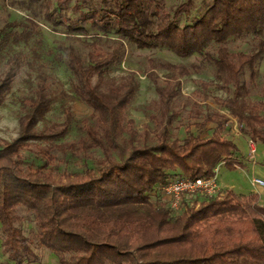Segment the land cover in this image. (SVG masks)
Returning a JSON list of instances; mask_svg holds the SVG:
<instances>
[{
  "label": "trees",
  "instance_id": "obj_1",
  "mask_svg": "<svg viewBox=\"0 0 264 264\" xmlns=\"http://www.w3.org/2000/svg\"><path fill=\"white\" fill-rule=\"evenodd\" d=\"M100 3V9L92 8L91 0H57L55 9L49 0L41 3L43 16L66 37L90 39L85 58L71 47L63 49L73 77L70 91L46 72L37 48L29 56L18 51L1 57L38 33L34 18L0 28V105L18 83L29 89L17 99V137L0 141L3 253L14 264L37 262L35 244L54 254L57 264H264V204L257 194L225 190L197 209L174 215L153 193L178 175L213 176L222 162L229 170L242 169L237 146L221 133L229 118L264 146V75L257 88L260 99L251 100L254 65L264 56V0H212L196 11L194 0L168 10L156 0ZM87 26L97 33L88 34ZM249 34L255 38L250 51L229 50L230 40ZM126 44L166 48L179 58L201 56L213 66L216 88L226 93L219 105L227 115L202 110L200 102L182 95L181 79L194 66L149 59L145 76L156 99L147 109L154 129L138 134L127 114L138 80L132 72L109 75ZM159 69L166 71L162 80L155 73ZM75 100L92 114L77 125V141L59 145L74 123ZM56 105L63 119L47 124ZM182 113L199 121L184 123ZM208 123L215 125L208 137L190 131ZM181 128L184 138L177 136ZM53 149L64 159L89 157L90 150H99L101 157L96 169L58 174ZM24 150L40 163L26 166ZM19 209L32 214L35 239L18 226Z\"/></svg>",
  "mask_w": 264,
  "mask_h": 264
},
{
  "label": "rangeland",
  "instance_id": "obj_2",
  "mask_svg": "<svg viewBox=\"0 0 264 264\" xmlns=\"http://www.w3.org/2000/svg\"><path fill=\"white\" fill-rule=\"evenodd\" d=\"M44 0H0V28L6 23H14L24 21L26 18L35 19L38 24V33L27 43H21L19 45H13L11 48L6 49L1 57H6L13 52L21 51L26 55H30V51L33 48H37L41 53V61L45 66V70L48 74H51L56 80L62 85L64 90L70 91L73 77L69 73L65 65L64 48L71 47L75 51L81 54L83 58L88 51L84 45L85 41H89L88 38L75 39L65 36L60 32V27H53V24L43 16L44 7L41 3ZM51 2V8H56L57 0H49ZM101 0H91V7L94 9H100L103 7L100 3ZM163 4L165 9L173 8L184 0H156ZM212 0H194L195 10H203L211 4ZM72 3L70 4V6ZM41 8V9H40ZM42 11V12H40ZM35 13L38 16H35ZM70 15V11H67ZM182 22V21H181ZM88 34L92 35L97 33L92 27L87 26ZM112 36V34H110ZM36 40H41L40 44ZM255 43V38L252 34L246 35L242 38L232 39L228 42V48L231 52H248ZM155 59L157 61L168 62L171 64H183L185 66H194L195 69H191L192 74L190 76L183 77L181 79V93L184 96H189L193 100L200 102L202 110H206L208 107L212 111H220L227 115V111L220 107L219 101L226 97V93L218 90L213 81V66L205 62L201 56L192 55L188 58H179L174 55L171 51L166 48H144L140 49L136 45H125V50L119 61L113 63L109 68V75L112 77H119L129 72L134 73L136 76L139 86L138 91L128 105L127 114L130 119L133 120V125L138 134H141L144 130L153 132V125L148 119L150 111L147 106L150 102L156 99L153 85L146 78L145 74L148 71V60ZM1 66V65H0ZM256 70V85H251V100H259L258 86L261 83L262 75H264V56L257 60L254 65ZM156 75L159 79H163L166 74L164 70H156ZM202 83L206 84V87ZM29 89L23 83L15 85L10 94L6 96L2 104L0 105V141L9 142L17 137L18 133V118L21 115V110L18 104V97L23 93H26ZM202 100H205L203 102ZM71 113L74 117V123L70 128L68 134L57 144H67L75 142L80 137V132L77 129V125L83 119H89L92 114V110L83 102L75 100L71 103ZM181 120L184 123H194L199 121L196 118H186L185 113L181 114ZM63 119L62 114L58 105L47 115L46 123L61 122ZM42 124L39 126L41 127ZM215 129V125L208 123L204 128L198 130L194 126L190 127V131L194 134L199 133L203 137H208L211 132ZM222 135L232 142L238 144L240 151L239 157L243 164V168L235 170H229L221 163L218 165L217 177L218 183L221 187V193L225 190L233 191L235 194L248 195L249 192L254 191L251 186L249 179L254 177V170L264 172V146L254 144L255 155L248 163V146L249 140L243 133H241L240 126L237 125L236 121L229 118L225 130ZM179 138H184L186 132L183 128L177 132ZM244 138V139H243ZM246 140V142H245ZM51 154H55L58 161L56 163V173H82L86 168L96 169V160L101 157L99 150H90L89 157H84L82 153L79 156H68L64 159L60 152L53 149ZM26 166H36L40 162L31 153L26 150L22 152ZM245 162V164H244ZM57 174V175H58ZM151 198L154 197L150 194ZM208 199H202L198 203H194L189 206L187 211L190 209H197L202 203H206ZM262 203V202H261ZM264 204V203H262ZM18 215L20 218L19 227L22 229L24 235L35 239L36 230L34 227L33 216L25 209H19ZM180 215V214H179ZM2 239L3 235L0 230V264H14L2 251ZM33 254L37 257V262L24 263V264H57V258L50 251L37 246L36 244L32 247Z\"/></svg>",
  "mask_w": 264,
  "mask_h": 264
},
{
  "label": "built area",
  "instance_id": "obj_3",
  "mask_svg": "<svg viewBox=\"0 0 264 264\" xmlns=\"http://www.w3.org/2000/svg\"><path fill=\"white\" fill-rule=\"evenodd\" d=\"M248 151V156L252 159L255 155V148L251 140H249ZM221 164L224 165L223 162ZM217 170L218 166L215 168V174L209 177L175 176L164 184L156 186L153 193L166 203L172 214L177 215L186 211L195 202L198 203L202 199L219 198L222 195ZM250 184L253 188L264 189V178L252 177Z\"/></svg>",
  "mask_w": 264,
  "mask_h": 264
},
{
  "label": "crops",
  "instance_id": "obj_4",
  "mask_svg": "<svg viewBox=\"0 0 264 264\" xmlns=\"http://www.w3.org/2000/svg\"><path fill=\"white\" fill-rule=\"evenodd\" d=\"M244 139V138H243ZM245 142H246V140H245ZM235 143V145L237 146V148H238V144L236 143V142H234ZM257 145V144H256ZM238 151H239V148H238ZM239 154H240V151L238 152ZM262 154H264V150H262ZM262 158H264V156H262ZM248 163L251 161V159L249 158V156H248ZM243 162V161H242ZM252 162V161H251ZM244 164H245V162H244ZM254 167L255 166H253V172H254V177H259V178H264V172H262V171H259V170H254ZM236 169H238V168H236ZM251 179V178H250ZM250 179H249V182H250ZM231 190V189H230ZM249 193H255V194H257L258 196H259V202L261 203H264V189H260V188H254V191H252V192H249ZM261 203V204H262Z\"/></svg>",
  "mask_w": 264,
  "mask_h": 264
}]
</instances>
